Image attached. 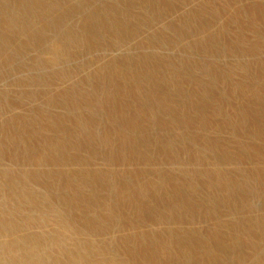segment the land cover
Listing matches in <instances>:
<instances>
[{"label": "rangeland", "instance_id": "1", "mask_svg": "<svg viewBox=\"0 0 264 264\" xmlns=\"http://www.w3.org/2000/svg\"><path fill=\"white\" fill-rule=\"evenodd\" d=\"M24 245L264 264V0H0V264Z\"/></svg>", "mask_w": 264, "mask_h": 264}, {"label": "bare ground", "instance_id": "2", "mask_svg": "<svg viewBox=\"0 0 264 264\" xmlns=\"http://www.w3.org/2000/svg\"><path fill=\"white\" fill-rule=\"evenodd\" d=\"M32 217L35 218V220H37L36 219L37 217H34V216H32ZM23 249H24V251L29 252L31 254L30 256H27V258L25 260H23V262L25 264H39L38 263L39 262V257L38 256L37 257L36 256L35 257H31V256H33V254L31 252L36 254L37 251H39V250H37L38 247L36 249L35 247H31L29 245H24ZM23 262L21 264H24ZM7 264H10V261Z\"/></svg>", "mask_w": 264, "mask_h": 264}]
</instances>
